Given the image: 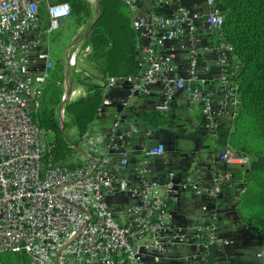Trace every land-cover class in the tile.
Returning <instances> with one entry per match:
<instances>
[{
    "label": "built area",
    "instance_id": "built-area-1",
    "mask_svg": "<svg viewBox=\"0 0 264 264\" xmlns=\"http://www.w3.org/2000/svg\"><path fill=\"white\" fill-rule=\"evenodd\" d=\"M120 1L135 33L138 73L103 81L96 119L109 117L110 125L80 136L78 144L68 141L81 161L68 166L46 158L49 132L34 115L56 72L41 46L70 18V6L0 0V254L25 256L28 264H150L192 247L203 264L233 244L215 216L184 229L171 224L170 209L180 193L217 200L249 158L227 144L206 181L198 171L178 180L152 127L133 118L141 101L168 115L182 98L186 109H197L198 130L215 141L219 130L233 128L241 109L240 64L224 38L219 0ZM90 53L78 38L66 49L65 64L74 68ZM62 84L60 128L66 104L85 98L82 86L71 88L67 77ZM151 160L165 168L159 178L152 177Z\"/></svg>",
    "mask_w": 264,
    "mask_h": 264
},
{
    "label": "trees",
    "instance_id": "trees-1",
    "mask_svg": "<svg viewBox=\"0 0 264 264\" xmlns=\"http://www.w3.org/2000/svg\"><path fill=\"white\" fill-rule=\"evenodd\" d=\"M60 1L69 4L70 18L76 25L89 17L84 0ZM97 3L98 16L83 41V48L91 49L87 60L99 66L104 80L137 74L136 38L125 6L120 0H97ZM218 8L224 18V38L232 45L240 64L236 83L241 109L232 129L226 127L218 131L216 143L222 147L229 144L249 158L248 167L241 172L243 192L238 211L264 246V0H219ZM88 79L76 75L77 84L86 90V96L65 106L66 117L72 118L79 136L86 134L96 120L103 97L102 86L91 85ZM60 80L63 75L55 72L43 91L42 104L34 119L40 129L51 135L46 158L64 164L73 151L54 112L63 92L57 85ZM138 118L154 128L172 122L169 114L151 111L138 113ZM19 258L28 264L25 256L9 253L0 255V264H18Z\"/></svg>",
    "mask_w": 264,
    "mask_h": 264
},
{
    "label": "crops",
    "instance_id": "crops-1",
    "mask_svg": "<svg viewBox=\"0 0 264 264\" xmlns=\"http://www.w3.org/2000/svg\"><path fill=\"white\" fill-rule=\"evenodd\" d=\"M84 1L87 3L89 8V17L85 18L80 25L74 24V31L71 34L72 37L68 41L70 46L78 38L84 41L86 37L84 39L82 37L98 14L97 0ZM68 20H66L64 24H66ZM52 38L53 37L44 39V43L41 46L42 49H45L47 44L51 43L54 39ZM56 64L58 63L56 62ZM89 79L87 83H89ZM181 100L184 101L182 98L178 101ZM152 105L153 101H141L139 107L142 112L150 111L152 109ZM178 109L179 107L177 102L169 115L171 116L172 113ZM137 119H139L138 116ZM138 123L142 127H149L143 124L140 120H138ZM109 125L106 128L103 127L102 131L107 130ZM152 129H154V127H152ZM157 142L165 146L164 161H166L168 166L175 172L178 180L184 179L188 174L195 175L198 171L203 180L206 181L209 174V167L217 160L216 158L218 152L215 148L214 151H212L213 148L209 145L203 146L201 150H190L188 154H184L182 150L177 148L175 142L172 143L167 138H162L160 141L157 140ZM150 164L152 177L159 178L165 169L162 163L158 160H151ZM241 172H243V170L234 171V180L236 181H234L230 187L222 192L217 200L209 201L203 197L188 193H180L170 209L172 214L171 224L184 229L198 224H203L211 215H213L216 218L220 233L232 240L233 244L231 247L214 250L210 261L207 264H264V246L260 243L257 232L253 231L247 225L238 211V204L243 190ZM203 207L206 208L205 211L202 210ZM150 264L202 263L193 259L192 247H179L166 255H161L158 262L151 261Z\"/></svg>",
    "mask_w": 264,
    "mask_h": 264
},
{
    "label": "rangeland",
    "instance_id": "rangeland-1",
    "mask_svg": "<svg viewBox=\"0 0 264 264\" xmlns=\"http://www.w3.org/2000/svg\"><path fill=\"white\" fill-rule=\"evenodd\" d=\"M74 24L75 22L73 18H70L66 22V24L61 25L59 29L51 36L54 39L52 38L53 40L51 39V43H48L46 46L50 53V60L54 64V70L57 73H61L64 78L67 74L68 83L70 84L71 88H81V86L77 84L76 75L74 74L75 70L87 72L90 76L89 84L101 86L104 81L102 79V73L99 69V66L93 61H89L83 58L82 62L78 63L77 66L74 68H68L64 63L65 52L66 49L70 46L68 41L72 37L71 34L74 31ZM54 35L58 37H55ZM78 47H80V45ZM56 62L59 65L56 64ZM59 82L60 88L63 89L64 87L62 84V80H60ZM178 107L179 109L177 111H174V113H172L171 115L172 122L170 125H165L153 129V135L155 134L154 138L156 139V141H160L162 138H167L170 142H175L177 148L182 150L184 154H188L190 150H201L203 146L207 145L213 148V150L211 149L212 151H214L215 148V150L219 153L222 149V146L216 143L215 137L210 134L202 133L198 130L200 121L198 119L197 109L195 108L189 111L188 109H186L185 102L182 100L178 101ZM54 112H57V108H55ZM141 112L142 110L138 106L136 112L133 114V118L136 120L138 113L140 114ZM138 120L139 119H137L136 122H138ZM110 122L111 119L109 117L105 119H96L93 124L89 127L88 132L92 133L93 135H97L102 131L103 127L106 128L110 124ZM62 130L67 141L73 144H78L80 142V136L76 130L72 118L67 117L65 126ZM49 138H51L50 134L48 136V140ZM79 162H81L80 159L76 155H74L69 156L65 160L64 165L71 166L74 164H78ZM17 262L18 264H27L22 258H19L16 263Z\"/></svg>",
    "mask_w": 264,
    "mask_h": 264
},
{
    "label": "water",
    "instance_id": "water-1",
    "mask_svg": "<svg viewBox=\"0 0 264 264\" xmlns=\"http://www.w3.org/2000/svg\"><path fill=\"white\" fill-rule=\"evenodd\" d=\"M97 16H98V14H97ZM97 16H96V18H97ZM96 18H95V20H96ZM95 20H94V21H95ZM94 21H93V23H94ZM93 23H92V24H93ZM92 24L90 25V27L88 28V30L86 31V33L84 34V36L82 37L83 39L88 35V33H89L90 29H91ZM65 77H67V74H66ZM61 129H63V127H62Z\"/></svg>",
    "mask_w": 264,
    "mask_h": 264
}]
</instances>
